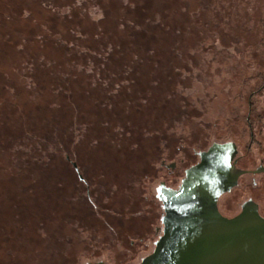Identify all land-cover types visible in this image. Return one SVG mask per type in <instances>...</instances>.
Masks as SVG:
<instances>
[{"label":"rangeland","instance_id":"rangeland-1","mask_svg":"<svg viewBox=\"0 0 264 264\" xmlns=\"http://www.w3.org/2000/svg\"><path fill=\"white\" fill-rule=\"evenodd\" d=\"M225 142L264 166V0H0V264L139 263ZM251 177L224 215H264Z\"/></svg>","mask_w":264,"mask_h":264},{"label":"water","instance_id":"water-1","mask_svg":"<svg viewBox=\"0 0 264 264\" xmlns=\"http://www.w3.org/2000/svg\"><path fill=\"white\" fill-rule=\"evenodd\" d=\"M234 151L232 142L214 143L185 170L178 188H156L162 235L140 264H264V217L257 207L247 202L231 218L218 210V198L236 183Z\"/></svg>","mask_w":264,"mask_h":264},{"label":"flooded vegetation","instance_id":"flooded-vegetation-1","mask_svg":"<svg viewBox=\"0 0 264 264\" xmlns=\"http://www.w3.org/2000/svg\"><path fill=\"white\" fill-rule=\"evenodd\" d=\"M233 143V142H232ZM214 144V143H213ZM212 144V145H213ZM211 145V146H212ZM235 145V144H234ZM211 146H209V147H211ZM208 147V148H209ZM208 148L206 149V150H204V151H200V152H197V154H198V161L195 163V164H193V165H191V166H194V165H196L197 163H199V161H200V157H199V153H201V152H205V151H207L208 150ZM229 154H232L231 155V159H230V165L232 166V168H233V171L237 174V178H236V183H235V185L230 189V190H228L227 192H224L223 194H221L220 195V197L218 198V202H217V206H218V210H219V212L223 215V216H225V217H227V218H231V217H234L235 215H237L240 211H241V209H242V206L245 204V203H247V202H251L252 204H254L256 207H257V210H258V212H259V214L261 215V216H263L264 217V215L261 213V211H260V209H259V206H258V204L255 202V201H253L252 199H248V200H246V201H244L242 204H241V206H240V210H239V212L238 213H236V214H234L233 216H226V215H224L221 211H220V209H219V199L224 195V194H227V193H229V192H231L234 188H236L237 186H238V184H239V180H240V178L242 177V176H245V175H252V177H251V183L252 184H256L255 183V179H254V176L256 175V174H264V166H258L257 168H255L254 170H251V169H247V168H239L238 167V160H239V158H238V156H237V154H238V151H237V147H236V145H235V151L233 152V153H229ZM161 165H163V166H166L167 168H170V170H173L174 168H175V163H171V164H165V162H163L162 161V163H161ZM171 165H174L173 167L171 166ZM190 166V167H191ZM189 167V168H190ZM188 169V168H187ZM184 174H185V172H184ZM161 184V183H160ZM159 184V185H160ZM166 186V185H165ZM168 187V186H167ZM169 188H171V187H169ZM161 204V203H160ZM162 208V207H161ZM164 214V213H163ZM163 216V215H162ZM162 218V217H161ZM161 218H160V223H161ZM162 229H163V226H162V223H161V227L159 228V227H156L155 228V232H156V235L158 236V238L162 235ZM158 238H157V240H158ZM156 240V241H157ZM155 243V242H154ZM153 250H154V247H153ZM153 250L149 253V254H147L146 256H144L141 260H140V262L139 263H137V264H140L141 262H142V260L145 258V257H147V256H149L152 252H153ZM97 262H103V261H96V262H87L86 264H88V263H97ZM104 264H107V263H105V262H103Z\"/></svg>","mask_w":264,"mask_h":264}]
</instances>
